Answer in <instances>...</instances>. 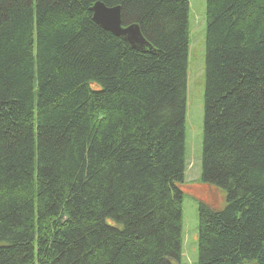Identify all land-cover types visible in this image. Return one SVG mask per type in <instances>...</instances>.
Instances as JSON below:
<instances>
[{"label":"trees","instance_id":"16d2710c","mask_svg":"<svg viewBox=\"0 0 264 264\" xmlns=\"http://www.w3.org/2000/svg\"><path fill=\"white\" fill-rule=\"evenodd\" d=\"M189 11L0 0V264H181ZM205 44L197 264H264V0H207Z\"/></svg>","mask_w":264,"mask_h":264},{"label":"rangeland","instance_id":"374dc122","mask_svg":"<svg viewBox=\"0 0 264 264\" xmlns=\"http://www.w3.org/2000/svg\"><path fill=\"white\" fill-rule=\"evenodd\" d=\"M190 52L186 86V170L183 185V255L181 264H197L199 237V202L206 198L202 172L204 94L206 73L207 0H189ZM217 188L214 185L209 184ZM219 189V188H217ZM223 194L224 206L225 192ZM219 192V194H220ZM200 197V198H198Z\"/></svg>","mask_w":264,"mask_h":264},{"label":"water","instance_id":"95a60500","mask_svg":"<svg viewBox=\"0 0 264 264\" xmlns=\"http://www.w3.org/2000/svg\"><path fill=\"white\" fill-rule=\"evenodd\" d=\"M90 10L93 20L104 30L121 37L135 49L146 51V48H150L138 24H123L121 6L109 7L98 1Z\"/></svg>","mask_w":264,"mask_h":264}]
</instances>
